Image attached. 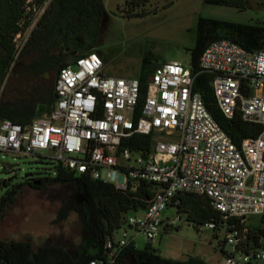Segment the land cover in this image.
<instances>
[{"label": "built area", "instance_id": "2783aa9c", "mask_svg": "<svg viewBox=\"0 0 264 264\" xmlns=\"http://www.w3.org/2000/svg\"><path fill=\"white\" fill-rule=\"evenodd\" d=\"M103 68L95 51L61 67L48 113L27 125L0 120V155L48 157L76 176L122 191L135 181L154 186L143 215H125L134 235L120 227L90 264H123V250L138 235L158 240L172 225L167 218L163 228L162 214L179 194L207 197L219 214L218 223L205 227L226 231L223 247L231 250L223 248V264H264V248L243 249V232L227 226L264 214V49L248 53L230 40H215L199 61L200 70L214 76L211 86L223 115L263 128L257 139L238 145L194 92L197 74L190 65L173 60L156 66L140 112V79L106 76ZM136 135L152 138L149 150L126 144Z\"/></svg>", "mask_w": 264, "mask_h": 264}, {"label": "trees", "instance_id": "16d2710c", "mask_svg": "<svg viewBox=\"0 0 264 264\" xmlns=\"http://www.w3.org/2000/svg\"><path fill=\"white\" fill-rule=\"evenodd\" d=\"M48 0H0V85L9 72L18 53L15 38L23 34L30 25L26 9L42 7ZM151 0H125V6L132 16H143L142 9ZM205 4L235 8L239 11L249 8L248 0H203ZM103 15L101 0H50L49 6L33 29L26 45L19 51L18 60L27 61V71L36 78L52 77L42 97L20 102L0 99V120H10L27 125L35 118L48 113L55 102V81L59 69L68 62L83 55L77 52L93 47L98 33V23ZM230 40L248 53L264 49V23L240 24L224 20L200 17L197 25L195 47L191 51L190 66L197 74L193 90L201 95L211 116L235 144L246 139H257L263 132L260 125L244 122L240 117L229 119L219 109L213 94L212 74L201 71L200 58L215 40ZM73 59V60H74ZM14 65V66H15ZM153 70L143 61L141 98L138 111L145 97L146 82ZM150 136H133L127 145L133 149L149 150ZM54 164L52 175L33 178L27 176L19 183L9 185L0 197V216L13 205L22 188L29 185L36 189L58 186L66 189V197L56 212L55 221L61 223L75 215L80 225L79 244L46 243L34 247L30 239L0 240V264H90L104 254V243L108 235L122 227L129 212L144 211L154 195V186L141 181L130 182L127 190H118L112 184L93 180L86 175L76 176ZM38 182V184H36ZM168 208L185 214L188 221L205 226L218 223L219 214L211 207L207 197L179 194ZM231 221L245 236L242 248H264V214L256 223ZM250 220V221H249ZM170 228V227H169ZM244 229L246 231L244 232ZM168 231V230H166ZM165 231V232H166ZM223 254V247H221ZM120 260L123 264H206L200 259L177 261L160 256L148 242L142 248L134 242L126 247Z\"/></svg>", "mask_w": 264, "mask_h": 264}, {"label": "rangeland", "instance_id": "374dc122", "mask_svg": "<svg viewBox=\"0 0 264 264\" xmlns=\"http://www.w3.org/2000/svg\"><path fill=\"white\" fill-rule=\"evenodd\" d=\"M101 3L103 15L98 23L93 47L77 53L97 52L104 64L103 73L124 79L139 78L143 61L148 62L151 70L173 60L190 65L200 17L240 24L264 23V0H248L249 8L243 11L205 4L203 0H151L137 10L144 13L140 17L128 12L125 0H101ZM49 4L50 0L40 8L30 6L26 9L30 25L15 38L18 50L26 45ZM73 59L74 56H70L67 61ZM17 62L0 85V99L20 102L42 97L53 78H36L27 71V61ZM53 166L48 157L1 154L0 197L7 188L4 182L9 187L27 176L39 178L52 175ZM65 197L66 189L58 186L41 189L24 186L15 203L0 216V240L30 239L34 247L46 243L79 244L81 230L75 215L61 223L55 221L56 212ZM136 214L143 215V211ZM167 218L172 225L158 240L151 243L160 256L177 261L200 259L206 264H223L225 257L221 247L225 229L214 231L190 222L185 214H179L173 208H167L162 214L164 229ZM257 219L252 217L249 221L254 224ZM121 229L134 235L126 224ZM147 243L142 235L136 236L138 247L142 248ZM223 248L231 250L228 245Z\"/></svg>", "mask_w": 264, "mask_h": 264}, {"label": "water", "instance_id": "95a60500", "mask_svg": "<svg viewBox=\"0 0 264 264\" xmlns=\"http://www.w3.org/2000/svg\"><path fill=\"white\" fill-rule=\"evenodd\" d=\"M36 184H38V182H36Z\"/></svg>", "mask_w": 264, "mask_h": 264}, {"label": "crops", "instance_id": "0c3cea01", "mask_svg": "<svg viewBox=\"0 0 264 264\" xmlns=\"http://www.w3.org/2000/svg\"><path fill=\"white\" fill-rule=\"evenodd\" d=\"M222 245H223V243H222ZM225 250V249H224Z\"/></svg>", "mask_w": 264, "mask_h": 264}]
</instances>
